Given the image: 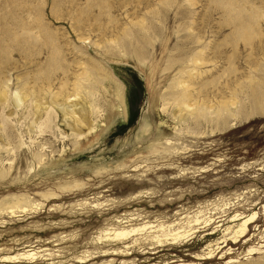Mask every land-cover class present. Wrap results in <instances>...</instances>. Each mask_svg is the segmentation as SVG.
I'll return each instance as SVG.
<instances>
[{
    "label": "rangeland",
    "instance_id": "1",
    "mask_svg": "<svg viewBox=\"0 0 264 264\" xmlns=\"http://www.w3.org/2000/svg\"><path fill=\"white\" fill-rule=\"evenodd\" d=\"M6 3L0 83L53 105L56 118L32 127L27 104H0V119L11 118L0 120V264H264V0ZM20 6L31 13L27 24L42 28L21 31ZM199 50L211 61L194 81L200 101H237L216 129L207 113L204 120L164 104L183 61ZM79 74L103 75L91 99L104 117L75 143L70 113L57 105L79 103V118L93 124L91 99L75 90ZM254 212L234 243L224 229L240 221L230 217ZM188 221L186 238L160 236V226L181 231ZM117 227L141 230L108 235ZM208 246L211 259H202Z\"/></svg>",
    "mask_w": 264,
    "mask_h": 264
},
{
    "label": "bare ground",
    "instance_id": "2",
    "mask_svg": "<svg viewBox=\"0 0 264 264\" xmlns=\"http://www.w3.org/2000/svg\"><path fill=\"white\" fill-rule=\"evenodd\" d=\"M25 6H26V4H25ZM25 6H22V8H21V6H20V8L18 7L20 9L19 13H21V14L25 13L26 15H25L24 19H22V17H20L21 20H22V25L20 26L17 23L16 26L19 27L21 31H23V29H24V32L26 31V35H27L28 33H31L32 30H34V29L37 31V29L42 28V25H40L39 26L40 28H39L38 26L37 27H34V26L31 27L29 24H27V20H28V18H30L31 13H30V11L25 9ZM7 7H9V5L7 3H6V6L5 5H0V12H3L1 10L5 9ZM15 10L17 11V9H15ZM24 26L26 28H24ZM139 26H141V25H139ZM41 33L38 32V34H37V32H36L34 34V37L41 36ZM44 34L46 36V40L45 41H47L48 43H52V41H53L52 40V35H51L50 32H48L46 26H45ZM26 39H28V38H26ZM130 42L132 44V41H130ZM111 43L118 44L117 40H112ZM131 55L133 56V53H131ZM110 56H111V53H110ZM208 62H211V61L210 60H204V58L201 56V50H199V52H196V54L194 56L187 57V59L185 61H183L182 67L177 71V75L175 76V78L172 79L171 84H170V88H169L168 93L166 95L167 97H163V98H164V104L165 105L167 103H171L172 105H174L177 108H179L180 111L183 110V113L186 116L187 115L190 116L191 114L196 112V116H194V117H197L198 113H199V116L203 118L205 116L207 117V115H204L205 113H207L209 116H208V119H207L208 122L207 121L206 122L208 124L210 123L212 128H214V127L217 128V126H219V125H225L224 122L220 121V115H222V114L226 115L227 113H229V115H230L231 114V110L234 112V110L236 108V102L237 101L235 102V100H234L235 98H232V97H228V99L219 100V101H217L218 104H214L210 100H208V102H205V100L200 101L198 96L195 94V88H193L194 81L199 76H201V72L199 71L200 67H202L203 64H206ZM171 64L172 63H169V65H171ZM205 66H207V65H205ZM184 75H185V77H184ZM101 76H103V75H101ZM101 76L95 75V74H90L89 76L84 78V76H81L80 74L77 75L75 77L76 79L74 80L75 90L76 91L85 92L87 97L91 99V97H93L96 93H98V91L101 88H103L104 77H101ZM250 88L252 89V91H251L252 92V95H251L252 97H250V96H248V97H250L253 100V102H254V103L252 102L253 106H254L253 111L255 110V112H256V111L259 110V107H258L257 103L254 101L255 100V95H253L254 94V88L252 86H250L249 89ZM32 96H33V93H31V94L24 93L23 94V93H20V92L16 91V89L12 93H8L7 83H6V85L4 83L3 84L0 83V104L3 105L2 107L6 106V108H7V107H9V105H13L15 107V109H17V108H21L25 104H27L28 107H26V108H29V114L32 115L30 125L32 127L35 126V125L36 126L39 125V127L41 125H44L46 127H50L52 125V123L54 122V118H56L54 110H53V105L49 106L47 104H41L37 100L32 98ZM116 97L118 98V100L121 103V98L119 96H117V95H116ZM77 99H79V98L76 96L75 100H77ZM92 100L93 99H91V101ZM90 103H91V105H90V114L94 118L92 125L87 120L85 122L84 121V117L83 118H79L78 115L81 114V113H79V111L80 110L82 111L81 106L79 105V103L73 102V103H70L69 105H67V104L57 105V106H59L60 110H61V108H64L65 112H67L68 114L70 113V115H71V116L69 115L70 118L68 116V119H64V121L66 122V126L70 127V129H71V132H70L71 134L70 135H71V138L74 140L75 143H78L79 141L85 139L88 134L93 133L95 128H96V126H98L97 125L98 121L100 122L103 119V117H104L103 110L102 111H97L98 107H96L94 101H92ZM239 105H241V104H239ZM233 112H232V114H233ZM84 113L87 114L88 112L87 113L84 112ZM176 113H177V111H176ZM252 114L254 115V113L252 112V113L244 115V117H243V114L241 116L243 118H248V116L252 115ZM182 116H184V115H182ZM231 116L232 115H230V117ZM85 117H86V115H85ZM242 117H240V118H242ZM9 118H10L9 115L8 116L5 115V117L3 116L2 119H0L1 123L3 125L6 124V122L9 120ZM197 118H199V117H197ZM203 119L205 120V118H203ZM227 119H226V121H227ZM10 120H11V118H10ZM216 128H214V129H216ZM102 130L104 131V128ZM3 131H5V130H3ZM68 137L69 136H65V138H68ZM4 149H6V148H4ZM7 149H8V147H7ZM7 152H8V150H7ZM37 155H38V153H37ZM35 158H37V157H35ZM3 173H5V172H3V171L0 172V175H2ZM263 208H264V206H263ZM10 209H12V208H10ZM255 215H256V213L254 212V213H252V214H250L248 216L240 217V214L237 213V214H234V215H232L230 217V220H229L230 223L231 222L234 223V222L240 221L239 224L238 223H234L233 226H228V227H226L224 229L226 231V233L228 232L229 234H232V237L231 236L230 237L232 239H235L234 243L238 242L239 238L242 239V238L246 237L249 225L252 224V223H255L257 221L258 216L255 217ZM193 222H194L195 225H197L199 223V219H198L197 216L195 217ZM207 222H210L209 218H205L203 223L206 224ZM190 223L191 222L188 221L187 225L185 227H183L181 231H179V230L171 231L170 229L166 230V229L162 228V226H160V230H162V234L160 236L163 237L162 239L165 240L166 242L169 240V241H171L172 244H174L175 242L186 238L187 236H189L192 233L191 231L193 230V227L190 225ZM140 228H133V229L127 230V229H123V228L117 227V228H113L111 230V232L108 233V235H112L113 238L120 239V238L126 237L130 233H134V232H137V231L141 230ZM225 231H224V233H225ZM155 239L159 243L161 242L160 240H158L159 237L156 236ZM207 250H208L207 253H205L206 258H202V259H211V255H212L213 252L209 248V246L207 247ZM252 251H253V249L248 250L249 253H251ZM25 255L28 257V256H31L32 253H29L27 251L25 253ZM7 259H10V258H7Z\"/></svg>",
    "mask_w": 264,
    "mask_h": 264
}]
</instances>
